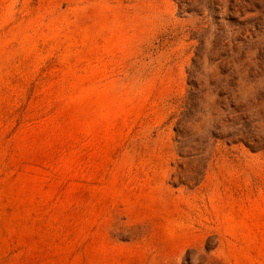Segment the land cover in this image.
Instances as JSON below:
<instances>
[{
  "label": "rangeland",
  "instance_id": "rangeland-1",
  "mask_svg": "<svg viewBox=\"0 0 264 264\" xmlns=\"http://www.w3.org/2000/svg\"><path fill=\"white\" fill-rule=\"evenodd\" d=\"M0 264H264V0H0Z\"/></svg>",
  "mask_w": 264,
  "mask_h": 264
}]
</instances>
